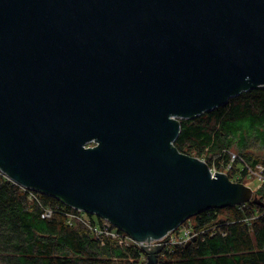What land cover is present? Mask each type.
<instances>
[{
	"label": "water",
	"instance_id": "1",
	"mask_svg": "<svg viewBox=\"0 0 264 264\" xmlns=\"http://www.w3.org/2000/svg\"><path fill=\"white\" fill-rule=\"evenodd\" d=\"M260 86L264 0H0V170L138 242L264 204L174 144L180 119Z\"/></svg>",
	"mask_w": 264,
	"mask_h": 264
},
{
	"label": "trees",
	"instance_id": "2",
	"mask_svg": "<svg viewBox=\"0 0 264 264\" xmlns=\"http://www.w3.org/2000/svg\"><path fill=\"white\" fill-rule=\"evenodd\" d=\"M180 122L174 143L180 151L235 181H244L262 164L264 178V156L254 150L264 151V86ZM256 192L264 201V182ZM47 210L50 216L44 215ZM70 212L77 210L40 191L31 195L0 170V264L146 262L143 246L94 233L83 221H70ZM188 223L202 232L195 240L165 246L159 264H264V204L211 207Z\"/></svg>",
	"mask_w": 264,
	"mask_h": 264
},
{
	"label": "built area",
	"instance_id": "3",
	"mask_svg": "<svg viewBox=\"0 0 264 264\" xmlns=\"http://www.w3.org/2000/svg\"><path fill=\"white\" fill-rule=\"evenodd\" d=\"M236 158V154L234 153L232 155V160ZM213 169V168H212ZM23 187V186H22ZM25 190H29L31 192V195H33V189L23 187ZM77 212H70L69 218L70 221L73 219L81 220L83 221L90 229L94 231V233L97 234H107L108 236H111L113 238H116L120 243H135L139 246L149 244L150 247L152 246H158V245H172L176 243H185L190 241L193 237L200 234L202 231L195 230L192 226H187L188 223H182L180 227L178 228L176 233L170 232L165 237L153 240L150 243L147 242H138L135 239H133L129 234L125 232L120 233V229L114 226L108 219L100 217L93 213H88L79 209H76ZM44 215L50 216L51 211L47 210ZM91 215V216H90ZM101 220V223H100Z\"/></svg>",
	"mask_w": 264,
	"mask_h": 264
},
{
	"label": "rangeland",
	"instance_id": "4",
	"mask_svg": "<svg viewBox=\"0 0 264 264\" xmlns=\"http://www.w3.org/2000/svg\"><path fill=\"white\" fill-rule=\"evenodd\" d=\"M90 145H94V143H91ZM256 152H258L259 154H262L264 156V151L259 150V149H254ZM263 169V165L260 164L258 165V169L257 170H250L248 173V176L244 179V183L248 184L249 186H251L255 191L260 187V185L264 182V178L261 175V170ZM213 171H217L216 169H212ZM225 172V171H223ZM237 176V175H236ZM238 177V176H237ZM234 180V179H232ZM235 181V180H234ZM258 198H260V196L258 195ZM188 220L190 221V218L187 219L186 221H184L183 223H187ZM187 226H191L190 223L186 224ZM169 246V245H168Z\"/></svg>",
	"mask_w": 264,
	"mask_h": 264
},
{
	"label": "bare ground",
	"instance_id": "5",
	"mask_svg": "<svg viewBox=\"0 0 264 264\" xmlns=\"http://www.w3.org/2000/svg\"><path fill=\"white\" fill-rule=\"evenodd\" d=\"M179 227H180V226H178V227H177L175 230H173V231H176V232H177V230H178ZM173 231H171V232H172V233H176V232H173ZM125 233H126V232H125ZM169 233H170V232H169ZM169 233H168V234H169ZM146 245L149 246V244H145V245H142V246H146ZM158 246H160V245H158ZM162 246L165 247L164 245H162ZM152 247H157V246H152ZM163 250H164V249H163ZM162 252H163V251H162ZM162 252H161V253H162ZM161 253H160V254H161ZM160 254H159V256H160Z\"/></svg>",
	"mask_w": 264,
	"mask_h": 264
}]
</instances>
